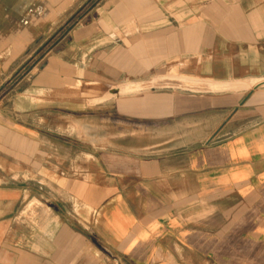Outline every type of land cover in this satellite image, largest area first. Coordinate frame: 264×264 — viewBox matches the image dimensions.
Returning a JSON list of instances; mask_svg holds the SVG:
<instances>
[{"label":"crops","instance_id":"1","mask_svg":"<svg viewBox=\"0 0 264 264\" xmlns=\"http://www.w3.org/2000/svg\"><path fill=\"white\" fill-rule=\"evenodd\" d=\"M79 1L0 0V75L18 57L41 51ZM102 9L73 29L71 47L48 58L24 98L39 103L53 93L51 103H58L60 94L74 95L95 75L88 57L98 50L132 59L130 67L98 71L105 80L108 71L126 74L112 95L130 94L133 117L150 123L135 155L107 157L100 171L103 206L93 233L113 257L94 263L264 264V0H112ZM165 79L191 88L161 86ZM16 131L25 143L37 137ZM25 184L0 186V264L96 261L34 254L26 248L41 244L28 234L19 237L24 250L12 256ZM92 245L87 241V249Z\"/></svg>","mask_w":264,"mask_h":264},{"label":"rangeland","instance_id":"2","mask_svg":"<svg viewBox=\"0 0 264 264\" xmlns=\"http://www.w3.org/2000/svg\"><path fill=\"white\" fill-rule=\"evenodd\" d=\"M111 1L80 0L73 10L61 17L59 29L44 41L41 51L18 57L8 72L0 75L1 81L10 78L0 89V186L22 179L29 191L14 223L12 256L24 250L19 237L28 234L41 244L37 247L33 243L31 248H26L34 254L66 259L97 258L79 264H95L100 257H113L110 250L102 248L99 236L93 233V228L100 224L99 212L103 206L96 184L101 169H105L107 157L113 160L132 157L134 145L147 142L150 122L133 117L130 94L112 95L128 79L126 74L118 77L114 71H108L105 80L98 71H106V65L130 67L131 57L122 58L117 53L109 57L98 50L88 57V63L96 70L95 75L91 81L83 80L82 84L76 85L74 95L60 94L58 103H51L56 100L53 93L36 101L39 103L24 99L25 91L32 87L48 58L71 47L73 29L98 19L104 11L99 8ZM164 70L162 72L167 75H174L173 69ZM175 74L178 75L179 70ZM106 96L92 103L94 98ZM157 96L163 98L164 93ZM142 107L141 104V110ZM21 128L34 131L37 137L26 143L21 141L16 131ZM138 132L140 135L133 140V133ZM156 133L162 135L163 127L157 128ZM147 157V154L143 156ZM108 176H112L110 172ZM58 232L61 245L57 249L53 247V241ZM87 241L93 244V249H87Z\"/></svg>","mask_w":264,"mask_h":264},{"label":"water","instance_id":"3","mask_svg":"<svg viewBox=\"0 0 264 264\" xmlns=\"http://www.w3.org/2000/svg\"><path fill=\"white\" fill-rule=\"evenodd\" d=\"M161 86H177V87H185V88H191V86L187 85L185 82H182L180 80L175 79H165L160 81ZM120 92V89H115L114 93L117 94Z\"/></svg>","mask_w":264,"mask_h":264}]
</instances>
